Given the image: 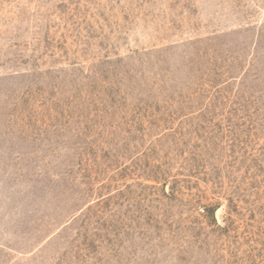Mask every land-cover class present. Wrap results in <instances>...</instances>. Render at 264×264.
Wrapping results in <instances>:
<instances>
[{"label": "rangeland", "instance_id": "374dc122", "mask_svg": "<svg viewBox=\"0 0 264 264\" xmlns=\"http://www.w3.org/2000/svg\"><path fill=\"white\" fill-rule=\"evenodd\" d=\"M0 264H264V0H0Z\"/></svg>", "mask_w": 264, "mask_h": 264}]
</instances>
